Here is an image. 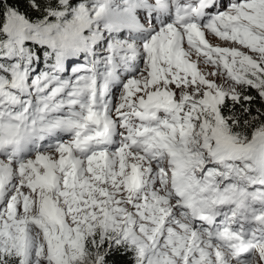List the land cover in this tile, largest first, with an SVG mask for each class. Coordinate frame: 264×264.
I'll list each match as a JSON object with an SVG mask.
<instances>
[{
    "label": "snow or ice",
    "instance_id": "snow-or-ice-1",
    "mask_svg": "<svg viewBox=\"0 0 264 264\" xmlns=\"http://www.w3.org/2000/svg\"><path fill=\"white\" fill-rule=\"evenodd\" d=\"M0 264H264V0H0Z\"/></svg>",
    "mask_w": 264,
    "mask_h": 264
}]
</instances>
